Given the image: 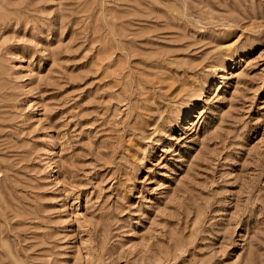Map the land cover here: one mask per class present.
<instances>
[{
  "label": "rangeland",
  "instance_id": "374dc122",
  "mask_svg": "<svg viewBox=\"0 0 264 264\" xmlns=\"http://www.w3.org/2000/svg\"><path fill=\"white\" fill-rule=\"evenodd\" d=\"M0 264H264V0H0Z\"/></svg>",
  "mask_w": 264,
  "mask_h": 264
}]
</instances>
